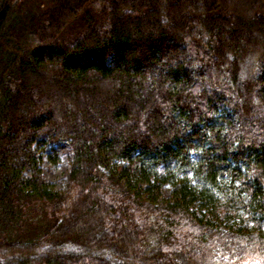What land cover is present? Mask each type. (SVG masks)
Returning <instances> with one entry per match:
<instances>
[{
  "label": "trees",
  "instance_id": "trees-1",
  "mask_svg": "<svg viewBox=\"0 0 264 264\" xmlns=\"http://www.w3.org/2000/svg\"><path fill=\"white\" fill-rule=\"evenodd\" d=\"M0 264H264V0H0Z\"/></svg>",
  "mask_w": 264,
  "mask_h": 264
},
{
  "label": "rangeland",
  "instance_id": "rangeland-1",
  "mask_svg": "<svg viewBox=\"0 0 264 264\" xmlns=\"http://www.w3.org/2000/svg\"><path fill=\"white\" fill-rule=\"evenodd\" d=\"M37 154L40 155V167L42 175L49 181L54 189H60L63 186L65 174L68 168V160L71 154L70 145L63 141L53 147L46 146L39 149L36 147ZM56 152L57 160L53 157ZM170 187L164 186L160 191L158 201H164L169 196Z\"/></svg>",
  "mask_w": 264,
  "mask_h": 264
}]
</instances>
